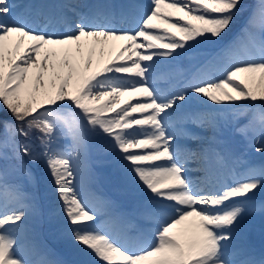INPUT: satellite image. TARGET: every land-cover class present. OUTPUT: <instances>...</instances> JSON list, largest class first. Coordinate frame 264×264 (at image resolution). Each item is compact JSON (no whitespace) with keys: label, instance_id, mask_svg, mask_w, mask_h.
Masks as SVG:
<instances>
[{"label":"snow or ice","instance_id":"snow-or-ice-1","mask_svg":"<svg viewBox=\"0 0 264 264\" xmlns=\"http://www.w3.org/2000/svg\"><path fill=\"white\" fill-rule=\"evenodd\" d=\"M245 11L244 0H0V264H264L252 238L264 222V0L234 33ZM229 130L261 159L235 156ZM96 141L134 204L82 194V172L106 163ZM49 187L64 253L30 223Z\"/></svg>","mask_w":264,"mask_h":264},{"label":"rangeland","instance_id":"rangeland-1","mask_svg":"<svg viewBox=\"0 0 264 264\" xmlns=\"http://www.w3.org/2000/svg\"><path fill=\"white\" fill-rule=\"evenodd\" d=\"M25 1L27 2L28 0H25ZM257 2H258V0H251L249 2L250 4L247 6L246 10L250 12L252 10V8L257 4ZM114 54L115 53H113V55ZM105 59L107 60L108 57L106 56ZM122 99H127V98L125 97ZM199 107H202V105L196 101H191V102H189L188 105H185L186 110H194V109H197ZM232 136H233V134H230L229 132L226 133V137L229 140L230 148H231V150L235 156L242 157L243 159L256 160V161H259L261 159V155L254 151V147H255L254 142L245 141L243 146L241 148H239L237 145V141L236 140L233 141ZM92 157H93V160L102 159V160L106 161V163L101 164L99 166H103L104 168L111 166V169H110L111 171H109V172L113 178L112 185L116 189L115 188L112 189V188L106 186L105 184H103L102 182H101V185H99V183L97 182L98 176L96 174V170H95V168H93V175H91V176L89 175L87 170L82 172V175L80 178L81 179L80 187H81L82 194L85 197L92 200V203L96 206H99V204L95 199H93V197L111 199V200L115 201L118 205H123L121 203L122 200H119L120 201L119 202L118 199L116 198V194H117V197H120L119 195H121V196L126 198V201L134 204L135 199L125 191L124 187L119 186V181H117L116 178L119 175L122 178L121 181L123 182V176L119 172L118 165L115 163H111V161L113 160V157L109 154L108 150L106 149V147L104 146L102 141H97L96 147L92 149ZM25 160H27V158H25ZM95 166H98V165H94V167ZM192 166L194 167L195 165H192ZM29 167L32 168L33 172L36 173L37 175H40L43 173V165L42 164L41 165L29 164ZM20 180H21V183L24 184V187L25 186L29 187V191L33 190L32 186L29 183H27V181H25L22 177L20 178ZM98 186L104 187L106 190V193H109L110 195L114 194V196H112V195L109 196L108 194L107 195L103 194L102 192H100L98 190ZM41 191H43V186H41ZM46 199L47 200H53V203L50 204L49 202L45 201ZM43 207L45 210V215L41 218H35V217L31 218L30 223L35 228L38 239L43 244L47 245L49 248L53 249L54 251H56L58 253H64L67 250L69 241L59 237L60 240H56V242H55L56 246H54V244L49 245L47 242V239L45 238L46 234H44L43 229L39 226L40 222H43V221L48 222V223H60L61 222L60 217H52V216L48 215L49 212H55L59 207V201L56 197L55 191L51 187H49L47 192L45 193V199L43 201ZM256 219H259V218H256ZM252 238H253L254 242L258 245L264 243V226L262 224H260L259 222L255 223L253 221Z\"/></svg>","mask_w":264,"mask_h":264},{"label":"trees","instance_id":"trees-1","mask_svg":"<svg viewBox=\"0 0 264 264\" xmlns=\"http://www.w3.org/2000/svg\"><path fill=\"white\" fill-rule=\"evenodd\" d=\"M250 1H251V0H244V3H245V5H246V9H247V6L250 4V3H249ZM248 14H249V11L246 10L245 13L243 14V16L240 18V20H238V22H237V26H236V28H234V33H235V29L239 28L241 21H242V20L244 21L245 18H247V15H248ZM229 132H232V133L234 134V137H235V139H236V141H237V144H239L241 147L243 146V144H244L245 141H249L248 139H245L244 137L238 135L237 133H235V132L232 131V130H229ZM96 143H97V142L94 143L93 148H95ZM110 169H111V168H104L103 166H98L96 170H97V172H98L99 180H100L103 184H105L106 186H108V187L114 189L115 187L112 185L113 178H112V176H111V174H110V172H109V171H111ZM120 178H121V177L119 176L118 179H117V181H119V186H120V187H124V183L121 181L122 178H121V179H120ZM25 189L29 191V187L25 186ZM98 189H99L103 194L107 195V193H106L105 191H103L102 188L98 187ZM115 189H116V188H115ZM52 199H53V198H52ZM45 201L49 202L50 204L53 203V200H47V199H46ZM130 204H131V203H127V202H125V203H124V206H128V205H130ZM254 221L257 222V223L259 222V223H261V224L264 226V223H263L260 219H255ZM59 224H60V223H48V222H45V221H43V222L40 223V226H41L42 229L44 230L46 236L50 237V240H49L50 242L55 243L56 240H60V239H59V235H58V233H57V228L59 227Z\"/></svg>","mask_w":264,"mask_h":264},{"label":"bare ground","instance_id":"bare-ground-1","mask_svg":"<svg viewBox=\"0 0 264 264\" xmlns=\"http://www.w3.org/2000/svg\"><path fill=\"white\" fill-rule=\"evenodd\" d=\"M17 2H20V0H17ZM118 43V42H117Z\"/></svg>","mask_w":264,"mask_h":264}]
</instances>
